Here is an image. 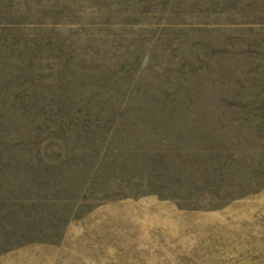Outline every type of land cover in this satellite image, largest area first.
Instances as JSON below:
<instances>
[{
    "label": "rangeland",
    "instance_id": "obj_1",
    "mask_svg": "<svg viewBox=\"0 0 264 264\" xmlns=\"http://www.w3.org/2000/svg\"><path fill=\"white\" fill-rule=\"evenodd\" d=\"M0 264H264V0H0Z\"/></svg>",
    "mask_w": 264,
    "mask_h": 264
}]
</instances>
